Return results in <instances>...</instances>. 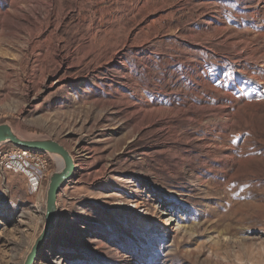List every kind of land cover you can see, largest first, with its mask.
<instances>
[{
	"label": "rangeland",
	"instance_id": "374dc122",
	"mask_svg": "<svg viewBox=\"0 0 264 264\" xmlns=\"http://www.w3.org/2000/svg\"><path fill=\"white\" fill-rule=\"evenodd\" d=\"M262 7L0 0V125L75 164L33 264H264ZM19 150L0 144V264L24 263L63 164L43 154L34 188Z\"/></svg>",
	"mask_w": 264,
	"mask_h": 264
},
{
	"label": "water",
	"instance_id": "95a60500",
	"mask_svg": "<svg viewBox=\"0 0 264 264\" xmlns=\"http://www.w3.org/2000/svg\"><path fill=\"white\" fill-rule=\"evenodd\" d=\"M2 143H10L23 150L59 156L63 161V168L50 177L46 194L44 226L23 263L33 264L38 256L43 242L54 229L56 221L57 195L63 183L71 178L73 171L75 170V164L70 154L58 143L46 140L29 141L21 139L15 135L12 129L7 125H0V144Z\"/></svg>",
	"mask_w": 264,
	"mask_h": 264
},
{
	"label": "built area",
	"instance_id": "2783aa9c",
	"mask_svg": "<svg viewBox=\"0 0 264 264\" xmlns=\"http://www.w3.org/2000/svg\"><path fill=\"white\" fill-rule=\"evenodd\" d=\"M8 160L11 162V168L13 170L21 171L32 182L31 186L36 188L40 185L47 169L43 154L28 150H19L8 156Z\"/></svg>",
	"mask_w": 264,
	"mask_h": 264
},
{
	"label": "bare ground",
	"instance_id": "6f19581e",
	"mask_svg": "<svg viewBox=\"0 0 264 264\" xmlns=\"http://www.w3.org/2000/svg\"><path fill=\"white\" fill-rule=\"evenodd\" d=\"M261 1H262V0H259V3H261ZM261 9L264 11V7H262ZM226 121H227V119H226ZM62 162H63V161H62ZM62 168H63V164L61 163V167H60V169H62Z\"/></svg>",
	"mask_w": 264,
	"mask_h": 264
}]
</instances>
